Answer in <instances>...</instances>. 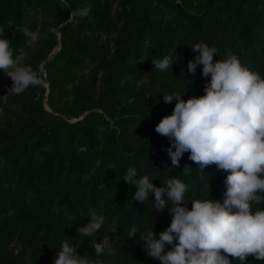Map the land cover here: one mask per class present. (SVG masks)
<instances>
[{"label": "trees", "instance_id": "obj_1", "mask_svg": "<svg viewBox=\"0 0 264 264\" xmlns=\"http://www.w3.org/2000/svg\"><path fill=\"white\" fill-rule=\"evenodd\" d=\"M67 2L72 7L62 0H0L6 28L0 38L10 40L13 58L23 56L34 70L42 64L47 83L15 95L0 70V264H53L64 241L93 264H161L146 255L139 236L153 226L159 238L171 213L154 209L152 193L144 203L133 201L135 186L122 178L134 167L136 179L147 175L156 187L179 179L189 186V210L193 200L223 203L228 172L210 165L201 173L187 152L172 167L171 141L155 126L176 103L163 96L185 91L186 101L205 94L210 76H202L203 66L195 75L187 69L197 43L218 49L214 61L231 51L264 79V0ZM85 6L86 17L66 20ZM24 28L38 36L32 45ZM166 55L175 61L172 69L152 67V59ZM90 210L105 223L85 237L77 229L91 219ZM257 210L264 201L252 205ZM133 226L137 234L129 238ZM104 238L115 254L97 257L93 245ZM245 264L264 261L248 256Z\"/></svg>", "mask_w": 264, "mask_h": 264}, {"label": "clouds", "instance_id": "obj_2", "mask_svg": "<svg viewBox=\"0 0 264 264\" xmlns=\"http://www.w3.org/2000/svg\"><path fill=\"white\" fill-rule=\"evenodd\" d=\"M62 3L64 8L72 7L67 0ZM89 11L90 6L72 9L66 20L76 23L77 17L84 18ZM5 29L0 27V35L5 36ZM21 31L28 38V45L38 39L27 28ZM191 48L198 54L188 62V72L195 75L197 66L202 65V76H210L204 86L205 94L186 101L181 98L185 91L163 96L165 103L173 100L176 103L172 113L161 118L155 131L171 141L166 152L172 167H179L182 155L187 152L188 159L201 173L210 165L228 172L224 180L225 198L223 203L193 200L189 210L184 206L187 184L173 178L163 187H156L147 175L136 179V169L129 167L122 179L135 186L132 200L144 203L152 193L154 209L159 212L167 208L172 216L159 238L152 226L139 239L144 242L146 255L159 259L161 264H232L234 259L245 264L248 256L264 261V210L252 212L253 204L264 201V79L243 66L231 51L226 53V59L214 61L218 52L215 46L197 43ZM23 59L21 55L13 58L10 40L0 38V70L13 81L8 93L20 95L30 86L44 84L40 76L44 66L41 64L34 70ZM151 62L152 67L166 72L175 61L166 55ZM189 169L184 166V175H189ZM167 201H171V207L166 206ZM89 215L88 223L77 229L79 235L92 236L104 225L103 216L94 210ZM116 231L113 221L111 232ZM136 234L133 226L127 237ZM166 244L171 246L170 250L165 251ZM59 249L53 264H93L88 254L78 255L74 245L67 241ZM93 249L97 257L105 250L115 254L108 238L95 243Z\"/></svg>", "mask_w": 264, "mask_h": 264}, {"label": "rangeland", "instance_id": "obj_3", "mask_svg": "<svg viewBox=\"0 0 264 264\" xmlns=\"http://www.w3.org/2000/svg\"><path fill=\"white\" fill-rule=\"evenodd\" d=\"M59 46V45H58ZM59 48V47H58ZM58 48H57V46L54 48V50L51 52V54H50V56L49 57H51L57 50H58ZM42 79L44 80V85L45 86H47V83H46V81H45V71L43 70L42 72ZM45 106H46V108H48L47 107V104H46V102H45Z\"/></svg>", "mask_w": 264, "mask_h": 264}, {"label": "water", "instance_id": "obj_4", "mask_svg": "<svg viewBox=\"0 0 264 264\" xmlns=\"http://www.w3.org/2000/svg\"><path fill=\"white\" fill-rule=\"evenodd\" d=\"M59 46H57V48H58Z\"/></svg>", "mask_w": 264, "mask_h": 264}]
</instances>
